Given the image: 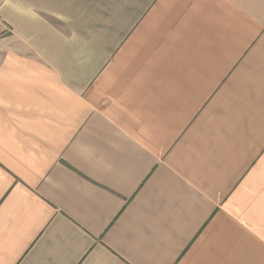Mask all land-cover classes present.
Instances as JSON below:
<instances>
[{
	"label": "crops",
	"instance_id": "crops-1",
	"mask_svg": "<svg viewBox=\"0 0 264 264\" xmlns=\"http://www.w3.org/2000/svg\"><path fill=\"white\" fill-rule=\"evenodd\" d=\"M7 4L0 264H264V0Z\"/></svg>",
	"mask_w": 264,
	"mask_h": 264
},
{
	"label": "rangeland",
	"instance_id": "rangeland-1",
	"mask_svg": "<svg viewBox=\"0 0 264 264\" xmlns=\"http://www.w3.org/2000/svg\"><path fill=\"white\" fill-rule=\"evenodd\" d=\"M10 0H0V44H5L8 43L9 45L11 44L10 42V15L9 13L4 14L3 11L7 10ZM8 11V10H7ZM3 15V17H2ZM36 17H38V19H40V21H42V19H45L44 21H46L47 23H51L54 26H61L60 22L57 20V17L54 16H46L44 17L41 14L36 15ZM48 23V24H49ZM4 58H8L10 56V54H5L3 53Z\"/></svg>",
	"mask_w": 264,
	"mask_h": 264
}]
</instances>
